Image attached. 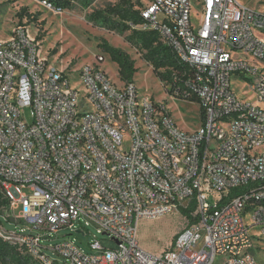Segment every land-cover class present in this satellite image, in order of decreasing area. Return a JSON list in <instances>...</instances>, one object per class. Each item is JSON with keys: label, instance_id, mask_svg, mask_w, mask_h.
<instances>
[{"label": "built area", "instance_id": "built-area-1", "mask_svg": "<svg viewBox=\"0 0 264 264\" xmlns=\"http://www.w3.org/2000/svg\"><path fill=\"white\" fill-rule=\"evenodd\" d=\"M132 1L143 19L133 28L157 33L184 66L161 83L169 96L198 102L200 128L179 129L164 102L134 82L116 86L98 64L70 78L16 26L0 40V192L17 229L0 220V238L41 264L54 260L48 250L64 264H259L252 232L264 239V13L238 0ZM191 203L197 221L168 249L141 248L142 219ZM77 225L85 235L96 230L92 253L70 237L46 244ZM96 235L118 248H103Z\"/></svg>", "mask_w": 264, "mask_h": 264}, {"label": "rangeland", "instance_id": "rangeland-1", "mask_svg": "<svg viewBox=\"0 0 264 264\" xmlns=\"http://www.w3.org/2000/svg\"><path fill=\"white\" fill-rule=\"evenodd\" d=\"M116 1L94 0L84 3L82 0H71L61 14H56L44 10L31 0H0V40H7L16 26L24 25L29 36L38 44L39 55L59 70L69 69L70 78L76 77L85 65L98 64L112 83L121 86L116 65L99 47L105 40L109 45L126 52L135 61L138 71L133 82L140 95L156 102H164L179 129L188 133L197 131L202 123L198 102L169 96L152 67L143 60L142 52L127 41L129 32L112 31L101 21L93 18L95 12L104 11ZM238 1L247 8L264 13V0ZM100 56H103L104 60L98 63ZM232 87L240 99L253 101L243 93L238 84L234 83ZM8 214V210L3 209L0 220L3 228L11 232L17 229V225L13 221L6 220ZM81 226L77 225L74 233L67 229L61 230L46 244L53 246L70 237L75 239L85 253H92L88 243L92 240L91 235L96 234V230L90 227L87 228L89 235L77 233ZM182 227L180 212L168 213L153 219H142L138 232L139 245L150 253L163 252L172 245ZM252 233L255 239H258L255 240L258 263L264 264V239L260 240L258 232ZM96 237L103 248L112 250L118 248L109 238L102 235ZM46 252L51 259L60 260V257L51 251Z\"/></svg>", "mask_w": 264, "mask_h": 264}, {"label": "trees", "instance_id": "trees-1", "mask_svg": "<svg viewBox=\"0 0 264 264\" xmlns=\"http://www.w3.org/2000/svg\"><path fill=\"white\" fill-rule=\"evenodd\" d=\"M56 4L64 8L70 0H55ZM90 3L94 0H82ZM136 3L132 0H117L104 11L93 14V18L101 21L108 29L119 33L129 32L127 41L142 52L143 60L152 67L154 74L161 82L171 81L174 73H181L184 66L180 64L173 51L166 46L157 33L153 31H137L133 27L141 25L143 19L136 10ZM24 26V25H21ZM25 27V26H24ZM101 51L107 54L110 61L116 65L119 81L121 84L133 82L138 69L135 61L124 51L109 45L105 40L99 45ZM103 57V56H100ZM191 101L197 102L195 99ZM201 117L202 110L200 109ZM236 191H234L235 193ZM8 200L0 192V214L8 206ZM195 204L191 203L187 209H181L183 227L197 221ZM181 229V230H182ZM0 264H41L19 245L10 243L0 238ZM50 264H64L60 260H53Z\"/></svg>", "mask_w": 264, "mask_h": 264}, {"label": "water", "instance_id": "water-1", "mask_svg": "<svg viewBox=\"0 0 264 264\" xmlns=\"http://www.w3.org/2000/svg\"><path fill=\"white\" fill-rule=\"evenodd\" d=\"M77 233H80V232H77Z\"/></svg>", "mask_w": 264, "mask_h": 264}]
</instances>
